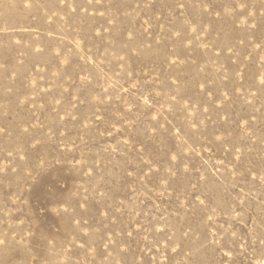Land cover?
I'll return each instance as SVG.
<instances>
[{
    "label": "rangeland",
    "instance_id": "1",
    "mask_svg": "<svg viewBox=\"0 0 264 264\" xmlns=\"http://www.w3.org/2000/svg\"><path fill=\"white\" fill-rule=\"evenodd\" d=\"M0 264H264V0H0Z\"/></svg>",
    "mask_w": 264,
    "mask_h": 264
}]
</instances>
